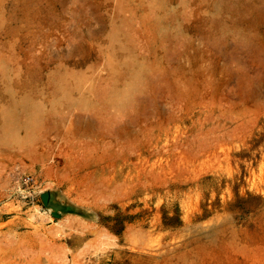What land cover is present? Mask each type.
I'll list each match as a JSON object with an SVG mask.
<instances>
[{"label":"rangeland","instance_id":"1","mask_svg":"<svg viewBox=\"0 0 264 264\" xmlns=\"http://www.w3.org/2000/svg\"><path fill=\"white\" fill-rule=\"evenodd\" d=\"M0 264H264V0H0Z\"/></svg>","mask_w":264,"mask_h":264},{"label":"built area","instance_id":"2","mask_svg":"<svg viewBox=\"0 0 264 264\" xmlns=\"http://www.w3.org/2000/svg\"><path fill=\"white\" fill-rule=\"evenodd\" d=\"M22 183L26 184V185H30L34 183V178L31 175H26L23 179H22Z\"/></svg>","mask_w":264,"mask_h":264}]
</instances>
